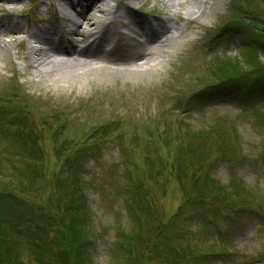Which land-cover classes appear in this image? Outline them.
Wrapping results in <instances>:
<instances>
[{
    "label": "rangeland",
    "instance_id": "obj_1",
    "mask_svg": "<svg viewBox=\"0 0 264 264\" xmlns=\"http://www.w3.org/2000/svg\"><path fill=\"white\" fill-rule=\"evenodd\" d=\"M54 1L20 0L9 7L14 8L13 10L22 15L21 17L1 13L0 18L6 21V25H10L12 21L18 22L21 30L24 31L35 29L36 22H41L42 19L46 18L44 12L49 17L53 14L55 20H59L58 24H60V17L63 16V13L68 16L71 13L69 10H64L65 8L62 9L63 13H61L52 4H49ZM179 1L181 6H173L172 9H169V12L165 11V4L161 0H132L130 4L133 8L142 7L143 10L141 11L145 12L163 7L165 9L162 8L163 15L173 14L176 17L174 13H185L191 5V0ZM232 5H235L238 11L233 12V15L228 12V8H232ZM7 8V5L3 6L6 11ZM247 14L253 15L255 20L260 21L259 24L257 23L258 30L261 26L264 28V0H223L220 8H217L211 15H203L198 20L202 24L201 28L190 32L188 36L190 39L188 42H192L198 35L204 33L203 39L205 41L211 38L216 43L214 50L209 51V47L213 43L202 45L200 53L196 51L195 58L191 60V52L194 54L196 48H193L190 52L187 46H183L156 73L143 76L107 70L99 74L98 80H93L94 86L91 85L88 88H78L74 84L76 86L70 89L66 88V90L58 87L53 89L48 84L37 82V78L33 76L32 71L27 67V62L15 55V52H21L22 43L18 45V42L24 38L22 33L20 31L3 33V36L0 37L3 41L1 43H6L4 48L10 50L8 57L0 60V94L10 85H14L19 91L32 95L33 99L39 104V108L36 110L32 108L31 104L25 106L29 111L27 115L29 114L35 128H37L38 139L43 151L47 155L43 161L46 171L58 172L62 165H66L63 162L66 159H71L72 156L70 152L65 150L66 147L59 151L55 144H50V135L45 129H41V126H49V130L53 129L52 124H46L48 121L51 123L52 121L47 117L43 125L38 126L36 124L40 117L38 113H46L43 116H47L51 113L50 110L60 108L73 121H95L98 124L117 121L121 125V129L113 127L117 128V131L120 130L118 132L115 130L113 132H116L115 135L113 134L112 137L106 139L103 138L102 142H98L96 147L92 148L93 159L84 161L85 194L88 203L89 224L93 235L91 244L93 264H117V261L121 260V255L114 244L115 240L116 243L119 242L118 236L114 240L116 230L124 233L125 229H131L133 226L132 219L128 217V212L124 209L126 205L124 196L119 192L120 186L124 184L122 178L124 170L134 180H137V178L140 182L143 180V183L141 182L142 186L137 191L150 213V215H145L147 218L146 226H152L153 228L149 234L150 239L144 242L142 249H139L140 252L137 254L136 259L126 264H174L164 254L166 240L164 230L172 228L171 218L175 216L177 211L181 210V205H184L185 200L188 201L189 205L202 208L203 212L200 215L203 214L206 218L203 220V227L201 225L193 229L196 236L195 240H201V244H203V238L207 237L208 239L213 228L219 232L217 240L211 237L213 243L216 244L215 247L220 246L221 252L220 254H214L217 253L216 251L208 252L210 253L209 261L204 260V264H264V178H260L256 174L253 162L250 161L259 150L256 143L264 133L257 135L255 129L246 121H242L245 120L244 118H248L246 109L244 107L238 108L228 102H214L205 105L203 112L205 111L206 118L209 121L216 112H219L222 117L227 118V122L231 120L232 124L236 125L238 143L233 139V135L228 137L227 141L218 140V143L223 147L225 154H233L237 157L241 154L245 157L244 162H247L243 163L241 167L240 164L218 161L213 169L216 177L222 181H227L229 184L236 182L241 185L242 181L239 178L242 176L243 181L249 184L246 185L245 189L252 190L253 194L251 192L240 193V190L235 189L234 194L231 195L229 194L231 191L227 192L222 187L208 188L206 191L202 186L192 187V177L196 175L189 168V159L192 160L189 149L180 140H173L175 143L170 144L167 138H173V131L177 124L178 127L186 124L184 121V107L182 106V99L185 96L183 90L188 86L191 88L200 87L202 83H209V80L215 81L204 76L203 73L194 75L190 69L196 71L203 69L208 58L218 55V51L220 55L225 54L235 57L234 59L239 61L242 59L239 55L244 49L243 47L246 44L248 45L245 41L251 39L249 32L244 31V33L237 27H235L236 30H233L236 37L239 34L241 38L237 40L234 39L232 33L219 38L216 35L211 36L204 30L218 29L220 25L229 22L232 18L236 20L242 18L244 20L243 16L249 17ZM133 15L141 17L142 14L133 12ZM176 20H178L177 17ZM183 24L185 23L183 22ZM184 30L187 31L186 28ZM258 34L264 41V29L258 31ZM260 54L263 55L264 52ZM261 59L264 61V58ZM244 68H247L244 63L236 62L233 65L231 64L230 68L225 66L224 69L227 70H223V72L227 75L240 74L244 72ZM12 74L16 76L11 77ZM239 79L240 77H234V81L231 80V84H226L223 88L225 87L226 91L230 90L231 93L235 92L236 95L241 94L243 89L237 88V85L240 84ZM174 83H177V85L173 86ZM219 88L221 89V87ZM227 98L225 96V99ZM19 99L21 98L17 100ZM25 106L23 107L25 108ZM42 107H46L47 110ZM200 115L202 113L188 114L187 117L190 118H187V124L191 126L197 124ZM121 130L129 133L124 143H120V141H123ZM135 136L139 138L136 144H134ZM77 137L78 135L69 129L61 135L59 142L68 146V143H75ZM151 143L153 145H150ZM75 146L81 147L80 144ZM218 154V151L214 149L212 156L205 161V164L211 162ZM125 160L129 162L130 166L121 165ZM160 162H162L163 167L165 166V171L162 172L163 177L158 180H156L158 176L148 177L146 174L148 165H155ZM0 163L2 166L6 164L5 161L3 163L1 156ZM169 168L173 169L171 173L168 171ZM72 171V168L68 165L67 179H69L68 176H71ZM64 174L65 171H62L59 178L62 179ZM165 177L168 181L165 180ZM236 183L232 185L238 187ZM24 186L27 189L28 201L34 200L36 203L44 205L47 203L50 193L49 186H46V189L40 192L34 189V185L27 186V182H24ZM141 190L144 191V196L141 194ZM253 190L259 195L255 196ZM240 200L244 201L240 203ZM154 206L157 213L152 211ZM240 214H242L241 217H239ZM168 220H170L169 225H167ZM35 223H38L42 229L43 225L39 221H28L26 222L27 227L23 228L24 231L35 230L36 233L32 232L30 234H36L37 236L40 232L39 228L33 227ZM117 225H119L118 228ZM32 243L33 240L29 239L20 242L16 247V256L9 258L8 264L16 262L19 264H75L78 258L82 264H88L83 246L75 250L78 253L77 256L70 252L71 258L69 261L39 262L33 254L29 255L30 251L27 248H30ZM195 243L198 244L197 241ZM82 244H85L84 240H82ZM0 245H10L1 231ZM149 246H152V249L155 247L158 254L148 252ZM212 248L214 249L213 246Z\"/></svg>",
    "mask_w": 264,
    "mask_h": 264
},
{
    "label": "bare ground",
    "instance_id": "obj_2",
    "mask_svg": "<svg viewBox=\"0 0 264 264\" xmlns=\"http://www.w3.org/2000/svg\"><path fill=\"white\" fill-rule=\"evenodd\" d=\"M19 0H0L1 5L4 3L13 4ZM59 6L61 2H65L68 9L74 10V17L63 18L64 31L69 36H78L80 40H84V33L82 30L89 32L99 33L100 38H103L107 42H113V39L133 40L137 39L145 40V51L138 54L123 64H119L116 67L110 66V59L101 49H95L92 52L83 51L84 48L77 49L73 47L69 52L68 57L60 56V52L57 47H53L52 42L49 40H58L61 35L53 33L51 36L38 35L37 32H26V52L21 51L18 56L26 60L27 67L32 71L31 73L37 82L42 84H48L53 89L61 88L65 89L78 86V88H88L93 85V80H98L99 74L103 71L113 70L116 73H132L138 75H149L158 72L164 66V63L173 56L179 49L180 45L185 43L184 36L194 29H198L202 24L198 22L203 15H211L217 8L222 6L223 0H192L191 7L185 12L186 22L183 24H173L164 30H154L151 35L149 34L143 25L136 19L135 26L131 30V37L124 34L113 33L112 28H108L113 22L118 21L119 18H124V13L130 12V6L127 3L130 0H126L123 5L120 3V7L117 10V3L119 0H115L114 5L111 4L112 0H92L88 8H84L80 4L79 0H58ZM166 5L180 6L181 4L177 0H162ZM78 8V9H76ZM123 8V9H122ZM122 9V11H120ZM109 16L106 24L102 29H98L97 25L101 24L100 16ZM179 19V16H178ZM126 27V25H124ZM181 28V29H180ZM184 28L187 31H184ZM18 27L15 25L11 29L4 31L0 28V37L3 32L12 33L15 32ZM92 32V33H93ZM103 37H102V36ZM52 36H57L52 38ZM79 40V41H80ZM49 41V44H48ZM0 39V43H1ZM31 43H35L32 45ZM6 43L0 44V60H4L8 57L10 50L4 48ZM76 84V85H74Z\"/></svg>",
    "mask_w": 264,
    "mask_h": 264
},
{
    "label": "trees",
    "instance_id": "obj_3",
    "mask_svg": "<svg viewBox=\"0 0 264 264\" xmlns=\"http://www.w3.org/2000/svg\"><path fill=\"white\" fill-rule=\"evenodd\" d=\"M13 120L18 121V118L15 117ZM24 127L21 129H24ZM24 131L25 129L22 133ZM26 135L29 139V144H22V147H18L15 153L16 155L23 156L24 162H21L18 166H8V169L0 166V231L3 235H6L8 243H10V245H0V264H8V259L16 255L15 253L11 255L13 253V245L15 246L16 241L22 239L33 240L36 237V234H30L32 232L36 233L35 230L24 231L23 228L27 227L26 222L28 221H38L39 208L29 203L25 198L15 196L13 193L14 190L26 192L27 189L24 186V182H27V186H38L42 182L43 171L41 170L43 169L35 160V155L37 159L38 151L34 145L33 135L29 130L26 132ZM23 137L25 138L24 135ZM65 185L66 182L60 179L54 182L56 192L54 198L55 204L59 202L60 194ZM72 209L73 205L71 204L67 210L71 211ZM33 227L36 229L39 228V232H41V227H39L38 223H35ZM61 235L59 233V236ZM70 236L76 238L78 234L74 229H71Z\"/></svg>",
    "mask_w": 264,
    "mask_h": 264
}]
</instances>
